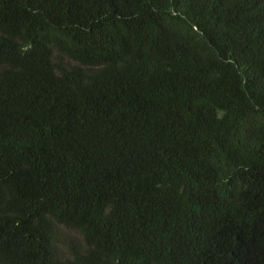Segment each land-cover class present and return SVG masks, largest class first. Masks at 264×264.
Here are the masks:
<instances>
[{
  "label": "trees",
  "instance_id": "obj_1",
  "mask_svg": "<svg viewBox=\"0 0 264 264\" xmlns=\"http://www.w3.org/2000/svg\"><path fill=\"white\" fill-rule=\"evenodd\" d=\"M0 264H264V0H0Z\"/></svg>",
  "mask_w": 264,
  "mask_h": 264
}]
</instances>
